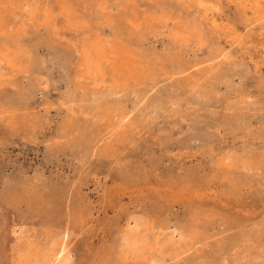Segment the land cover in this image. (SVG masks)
Here are the masks:
<instances>
[{
  "label": "rangeland",
  "instance_id": "1",
  "mask_svg": "<svg viewBox=\"0 0 264 264\" xmlns=\"http://www.w3.org/2000/svg\"><path fill=\"white\" fill-rule=\"evenodd\" d=\"M0 264H264V0H0Z\"/></svg>",
  "mask_w": 264,
  "mask_h": 264
},
{
  "label": "bare ground",
  "instance_id": "2",
  "mask_svg": "<svg viewBox=\"0 0 264 264\" xmlns=\"http://www.w3.org/2000/svg\"><path fill=\"white\" fill-rule=\"evenodd\" d=\"M136 244V243H135ZM137 245V244H136Z\"/></svg>",
  "mask_w": 264,
  "mask_h": 264
}]
</instances>
